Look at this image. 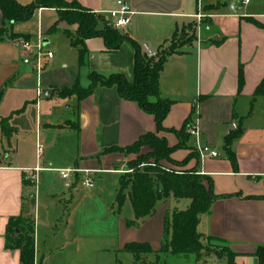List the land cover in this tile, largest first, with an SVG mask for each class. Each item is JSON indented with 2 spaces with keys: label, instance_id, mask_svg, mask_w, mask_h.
Here are the masks:
<instances>
[{
  "label": "crops",
  "instance_id": "crops-1",
  "mask_svg": "<svg viewBox=\"0 0 264 264\" xmlns=\"http://www.w3.org/2000/svg\"><path fill=\"white\" fill-rule=\"evenodd\" d=\"M67 1H78L96 12L115 9L117 0ZM125 1L131 6L133 15L130 24L120 31L136 40L143 52H147L148 47L156 53L182 27L193 24L194 40L168 58L160 76L161 96L174 101L163 125L179 130L187 123L188 132L198 120L202 144L216 149L219 156L190 158L184 168L195 167L200 174L211 177L217 195H231L212 203L210 212L202 215L198 231L221 239L237 252L234 264L251 259L259 264L255 251L257 246L264 244V198H261L264 196V113L262 115L258 110L264 107V94L254 97V92L264 79V0H249L248 3L243 0ZM197 14H201L200 19ZM57 18L54 8L37 9L31 18L36 21L37 34H32L28 20L10 25L0 40V87H4L0 110L8 94L16 103L13 110L0 119H8L11 123L16 114L23 115L28 106L35 107L36 139L40 143L37 148L39 143L36 141L34 157L20 154L17 139L21 127L18 123L11 124L12 135L3 136L0 141V264H20V250L6 246L8 224L11 218L27 216L32 205L37 213L42 187L49 191L45 195L53 200L59 199L60 192L66 194L62 187L66 188L70 196L66 200L68 203L73 202L82 188L76 182L68 185L55 170L38 172L36 183L35 167H78L89 170L92 177L97 173H114L121 177L132 156L112 152L99 160L97 155L103 149L127 147L147 132L165 137L170 146L179 141L173 132H158L155 117L144 112L135 101L121 98L116 87L97 85L81 100L76 93L62 95L66 88H73L78 63L72 81H56L52 84L53 95L36 102L34 53L23 49L21 36L12 38L11 35L27 34L30 41H36L39 35L43 37L50 33ZM3 23L0 9V28ZM75 30L76 25L62 21L54 33L60 36L58 40L62 46L74 50L67 32ZM44 41L46 44L47 40ZM85 43L88 64L80 73L81 87L90 85V71L104 75L118 72L133 79L135 49L131 42L124 41L114 52L107 50L101 37L89 38ZM54 58L53 53L52 61ZM240 70L244 76L241 87ZM55 94L58 98L53 99ZM66 108L72 110L66 112ZM55 111H60L61 116L54 115ZM228 136H231L229 141ZM62 139L73 145L65 159L53 154ZM194 151L198 154L195 139L189 134L185 147L175 150L171 156L182 161ZM229 151L234 153L236 165L232 163ZM58 178L62 181L55 183ZM118 189L112 198V207L118 204ZM171 202L177 201L170 197L158 202L153 216L142 220L138 229L131 228L138 236H131L123 246L132 241L148 242L154 251L159 250ZM73 222L77 224L70 221ZM80 235L76 232L74 240ZM35 256L38 264H47L50 256L41 253L37 232Z\"/></svg>",
  "mask_w": 264,
  "mask_h": 264
},
{
  "label": "trees",
  "instance_id": "trees-1",
  "mask_svg": "<svg viewBox=\"0 0 264 264\" xmlns=\"http://www.w3.org/2000/svg\"><path fill=\"white\" fill-rule=\"evenodd\" d=\"M40 8H54L57 11L58 18L50 28V32L57 31L58 24L62 21L76 25L75 32L68 31L67 34L72 47L78 52V75L73 88H66L61 93L62 95L76 93L78 99L81 100L90 95L97 85L116 87L121 98L135 101L144 112L155 117L158 132H173L178 136V143L170 146L165 137H161L154 132H147L127 147H108L97 155L99 160H101V156L112 152L137 155L127 163L128 168L132 171L121 175L117 194L118 205L122 207L128 199L134 211V219L126 221L129 227L138 226L142 220L153 216L158 202L162 200L170 197L177 201L189 200V204L185 209L175 210L166 216L164 236L159 250L154 251L148 242L132 241L123 246V251L133 255L134 264H138L140 261L143 264H155L144 261L142 254L153 252L166 255L197 254L204 249L201 243L202 237L221 240L200 233L198 225L202 215L210 212L212 203L215 200L231 195H217L214 192L211 177L200 174L196 168L182 171L161 164L162 161H166L170 164L183 166L190 158L199 156L195 152L189 158H186L183 163L175 162L171 155L175 150L183 148L188 140V125L185 123L179 130L168 129L163 125V120L169 113L174 101L161 96L160 76L168 58L179 52V50L175 48L162 49L160 47L156 53L149 55L147 52L142 51V46L136 40L113 27L105 15L84 7L78 1L67 0H30L27 4H22L17 0H0L4 22L0 28V40L4 38L10 25L30 20L35 11ZM19 36L26 41H30L27 34L12 33L11 35L12 38ZM94 37L103 38L107 50L113 52L117 51L124 41L132 43L135 49L132 80H129L123 73L117 72L104 75L96 71H90L88 73L90 85L86 88L81 87L80 73L87 68L88 64V48L85 41ZM243 81V72L240 70V87ZM263 94L264 79L257 86L254 97ZM3 95L4 87H0V101ZM5 129L6 132H4L9 134V128L6 126ZM230 139L231 136H228L227 140ZM146 148L148 150L143 151ZM229 157L232 163L236 165V158L232 151H229ZM261 198H264V196ZM16 229H19L17 235H15ZM35 233V223L30 219H23L21 216L10 219L6 246L20 250V264L35 263ZM220 247L222 250H226L229 257L228 263L234 264L238 253L223 242ZM209 252L220 256L222 251L211 249ZM255 255L259 264H264V244L257 246Z\"/></svg>",
  "mask_w": 264,
  "mask_h": 264
},
{
  "label": "rangeland",
  "instance_id": "rangeland-1",
  "mask_svg": "<svg viewBox=\"0 0 264 264\" xmlns=\"http://www.w3.org/2000/svg\"><path fill=\"white\" fill-rule=\"evenodd\" d=\"M238 2L240 1L238 0ZM236 5L239 6V3H236ZM28 23L30 24L29 26L30 30H32V34H37L35 31L36 21L31 19ZM56 35V33L50 32L40 37V42L43 47L42 53L51 51L55 55L54 61H52V59L48 60L45 57L41 59V63L44 66L40 73L41 87L42 89L48 90L51 96L53 95V83L60 80L69 82L74 79L76 70L75 65L78 63L77 51L62 46V43L58 40L60 36ZM194 38V26L186 25L164 43L161 48H175L180 51V49L188 46ZM44 40H47L46 44L43 43ZM30 42L35 45L32 52L36 54L37 40ZM32 59L34 60L33 57ZM55 98H58L56 94L53 96V99ZM15 105L16 103L12 96L10 94L6 95L1 106L0 116H6L5 114L8 115ZM69 110H72V108L64 109L66 112ZM258 111L262 112L263 115L264 107L262 110L260 108ZM22 112L23 111H21V113ZM60 113V111H55L54 115L60 117ZM36 117L37 111L35 107L28 106L25 114H21L20 116L16 114L11 120V123L8 119H0V141H2L3 136L9 137L12 135L14 128L11 124L18 123L21 127L17 139L19 143V153L34 157L37 148L40 146V143L36 139ZM6 126L9 128V134L5 133ZM36 141L37 144L39 143L37 148ZM59 143H61L60 146L53 150V154L58 155L57 157L60 159H65L67 154H69L68 150H71L73 145L69 141L63 139L60 140ZM147 150V148L143 149V151ZM192 153H195V151L190 152L189 156L192 155ZM129 155L132 156L130 160L137 157L136 154ZM189 156L187 158H189ZM130 160H128L127 163ZM184 160L174 161L183 163ZM161 164L168 168L182 171L193 170V168H195L185 169L184 167L187 163L183 166H178L162 161ZM131 171L132 170L129 169L126 164L124 173ZM93 178L95 181V188L79 189L72 203L66 201L70 198L66 188L62 187V192H66V194L60 192L58 196L60 199L59 201L57 198L53 200L51 197L45 195V193L49 191H45V187H42V193L40 195L41 200L40 203H38L39 205H37V213L34 211L32 205L30 212L27 216L23 217V219H30L34 223L36 219L37 225H35V231L37 232V237L39 233L40 251L46 254V256L50 255L47 264H134L133 255L123 251L122 247L128 238L131 236H138L136 230H131V228L134 227V229H138L141 225L129 227L126 224L127 220L134 219V212L129 201H126V203L122 205L121 210L118 204L112 207V198L114 197L116 188L119 187L120 176L114 173H97L93 175ZM61 181L62 180L59 179V181H55V183ZM188 204L189 200L186 199L171 202L170 214L174 210L185 209ZM113 208H116V210L113 211ZM68 219L70 221H76L77 224H74V222L71 224L69 221L67 226ZM81 221L83 223H81ZM76 232L81 233V235L74 240ZM201 243L204 249L197 254L166 255L164 253L157 254L153 252L142 254V259L147 263L155 264H229V257L226 254V250H222L220 247L222 243L220 240L202 237ZM211 249L221 250V255L216 256L209 252ZM138 264L143 263L140 261ZM239 264H257V261L254 262V260L251 259V261L247 260L246 263L240 261Z\"/></svg>",
  "mask_w": 264,
  "mask_h": 264
},
{
  "label": "built area",
  "instance_id": "built-area-1",
  "mask_svg": "<svg viewBox=\"0 0 264 264\" xmlns=\"http://www.w3.org/2000/svg\"><path fill=\"white\" fill-rule=\"evenodd\" d=\"M249 0H243V3H248ZM98 14L105 15L106 19L111 23V25L117 29H123L128 26L131 22V18L133 15V11L131 6L125 0H117L116 1V8L112 10L106 11H96ZM196 17L198 19L201 18V14H197ZM41 35L37 38V53L34 54V68L37 72V83H36V102L39 103L41 100L51 97V93L48 90L42 89L41 87V80H40V73L43 69V64L41 63L42 57H45L48 60L53 58V52L48 51L47 53H42V43L40 42ZM22 44L23 49L32 52L33 47L35 46L30 41H26L22 39L20 41ZM189 134L194 137L195 139V148L198 152L199 158L204 159L206 157H218L219 153L216 149L211 148L208 145H203L201 142V135L198 128V120L196 119L191 128L189 129ZM2 164V159L0 157V166ZM43 170H55L59 173L60 177L66 181L68 185L76 182L84 189H93L95 188V181L94 178L89 174V170L80 169L78 167H69V168H49V167H35L34 172L35 181L38 183V176L37 173ZM81 173H85L82 175ZM82 175V176H81ZM38 264V261L35 256V263Z\"/></svg>",
  "mask_w": 264,
  "mask_h": 264
},
{
  "label": "water",
  "instance_id": "water-1",
  "mask_svg": "<svg viewBox=\"0 0 264 264\" xmlns=\"http://www.w3.org/2000/svg\"><path fill=\"white\" fill-rule=\"evenodd\" d=\"M43 43L45 44V41H43ZM146 50H147V53H148L149 55H152V54H153V52L150 51V49H148V47H146ZM18 233H19V229H16V231H15V235H17Z\"/></svg>",
  "mask_w": 264,
  "mask_h": 264
}]
</instances>
